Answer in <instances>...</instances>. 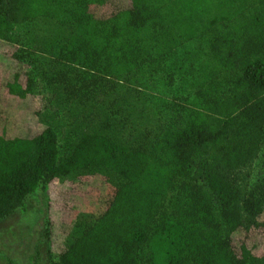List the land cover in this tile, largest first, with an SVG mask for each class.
<instances>
[{"label": "trees", "instance_id": "trees-1", "mask_svg": "<svg viewBox=\"0 0 264 264\" xmlns=\"http://www.w3.org/2000/svg\"><path fill=\"white\" fill-rule=\"evenodd\" d=\"M63 17L76 37L59 45L60 63L137 82L61 74L59 92L82 108L67 114L62 140L40 120L33 63L12 37L17 25ZM184 42L198 63L174 69L167 58ZM178 75L191 94L143 107L160 92L149 83ZM263 146L264 0H0V219L56 177L120 179L103 213L47 264H264V198L249 193ZM49 232L46 221V242Z\"/></svg>", "mask_w": 264, "mask_h": 264}, {"label": "rangeland", "instance_id": "rangeland-1", "mask_svg": "<svg viewBox=\"0 0 264 264\" xmlns=\"http://www.w3.org/2000/svg\"><path fill=\"white\" fill-rule=\"evenodd\" d=\"M75 37V32L65 17L61 23L36 20L17 25L12 37L27 51L33 63L36 84L34 101L40 109V120L54 125L59 132L62 130V133H59L62 140L65 139L66 130L69 129L67 114H71L73 107L76 110L82 108L76 107L70 98L59 92L54 81L62 77L61 74H66V78L70 80L101 81L99 86L106 87L119 84L120 87L134 89V81L137 82L133 77L103 78L78 67L60 63L56 58L59 45L62 41H71ZM194 47L193 42H184L168 56V64L176 66L174 69L196 66L198 59ZM119 79L122 81H118ZM148 86L160 90L158 93H150L152 99L148 98V105H143L154 110L156 106L158 107L159 94H162L160 96L162 99L169 101L171 95L181 96L192 93L190 78L186 75L176 76L171 85L167 84L164 77H160ZM119 94V90L113 91L111 97ZM162 116L164 117L165 114ZM171 119H174L170 122L173 127L176 122L178 124L182 121L179 117ZM145 120L147 119L143 120L144 126ZM147 122V126H150L149 121ZM82 124L81 119L78 126L81 127ZM91 128L93 126L88 127ZM74 142L61 143V151L70 152ZM113 176L98 170L70 173L67 176L54 178L46 185L45 190L39 189L29 195L11 215L0 219V264H47L49 258L57 262L61 252L78 232L92 224L107 208L120 183V179ZM249 193L264 198V146L253 166ZM46 221L50 231L47 242L43 237Z\"/></svg>", "mask_w": 264, "mask_h": 264}]
</instances>
